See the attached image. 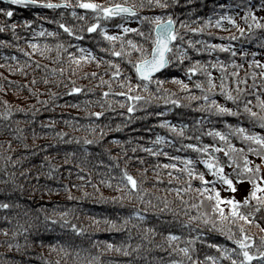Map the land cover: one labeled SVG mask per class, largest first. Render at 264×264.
I'll list each match as a JSON object with an SVG mask.
<instances>
[{"label":"trees","instance_id":"1","mask_svg":"<svg viewBox=\"0 0 264 264\" xmlns=\"http://www.w3.org/2000/svg\"><path fill=\"white\" fill-rule=\"evenodd\" d=\"M88 2L132 5L136 15L97 17L81 0L58 8L0 2V203L8 204L0 208V264H231L221 249L243 259L234 243L241 225L252 239L249 251H264V204L251 197L241 204V212L253 213L246 222L228 215L230 206L222 203L226 216L220 220L209 199L215 187L221 197L243 201L254 186L249 177L264 198V157L247 150L260 146L235 130L264 136L258 119L264 115V0H164L167 8H140L141 0ZM155 15L172 16L177 39L167 55L171 63L145 90L134 69L140 52L127 41L150 52L153 25L141 17ZM101 28L117 39H106ZM216 44L227 48L210 47ZM81 56L88 58L77 62ZM192 66L198 70L189 73ZM212 100L240 115L219 113ZM245 104L257 117L244 111ZM96 112L101 115H91ZM229 143L244 151L232 152ZM189 144L210 147L198 152ZM245 156L252 172L243 171ZM205 159L222 165L235 191L214 177ZM192 168L197 174L190 176ZM123 171L137 181L136 191L121 184ZM199 173L210 182L208 192L197 191ZM249 264H264V258Z\"/></svg>","mask_w":264,"mask_h":264},{"label":"snow or ice","instance_id":"2","mask_svg":"<svg viewBox=\"0 0 264 264\" xmlns=\"http://www.w3.org/2000/svg\"><path fill=\"white\" fill-rule=\"evenodd\" d=\"M10 2L12 4H21L24 3L25 0H10ZM31 3L35 4V3H41L44 4L46 7L48 8H58L61 7V4L64 7H67V0H61V4H55L52 2V0H31ZM80 6L82 8L85 9H92L94 10L95 14L97 17H99L101 15V13L107 18V17H111V16H115L118 14H129L131 16H135L136 15V7L132 6V5H123L120 3H115L109 6H101L99 4L96 3H92V2H88V0H81V4ZM140 8H144V7H152V6H158L161 8H167L168 4L166 2H164V0H148V3L145 4L144 0H141L140 4L138 5ZM261 7H264V4L261 5ZM0 11H5L4 9H0ZM248 13H246L247 15ZM7 16H11L12 15V10L8 9L6 12ZM229 20H231V17H227ZM141 19L144 20H148L150 21V23L153 25V27L150 29V34L153 36L152 42H151V51L148 52L147 50H145L143 48L142 45H137L135 42H133L132 40H128L127 43L131 46V48L136 49V51L140 52V58L137 59L134 62V69L136 72L137 77L144 81L143 84V88L145 90L148 89V84L149 82L152 81V77H153V73L158 72L159 70L165 68L166 65L171 63V60L169 59V57L167 56V53L172 51V42L175 41L177 39V32L174 28V24L175 21L173 20L171 15H168L167 19H165L163 16L161 15H155V16H144L141 17ZM221 19H225V17H221ZM253 20L255 21V16L253 15ZM231 22L233 24H235L234 20H231ZM26 23H31V21H26ZM99 21H97L96 23H92L88 28L87 31L88 32H92L94 29L97 28ZM258 27L262 26V25H257ZM13 27H15V25H13ZM61 28H64L66 32H71V30L69 28H67L64 24H60ZM120 27H122L124 29L125 32H135L137 31V29H132V28H128L124 25H120ZM192 31H198V29H192ZM101 32L103 33V35L105 36L106 39L109 40H115L117 39L116 36H110L107 32H104L103 29L101 28ZM51 34V33H50ZM141 35H143V33L141 32ZM235 38V37H233ZM121 47H123V44L121 45ZM175 47L177 49H179V45H175ZM210 47L212 48H219V49H226L227 46L223 45V44H216V45H211ZM69 55H71V53H69ZM112 55L114 56H120L121 52L118 51H113ZM181 58H183V56L185 55V53L181 52L180 53ZM241 55H243V53H241ZM88 57H77L75 58L77 60V62H79V60L81 59H87ZM109 63H112L111 61H109ZM196 65H199L201 68H206V65H202L200 64V61H196L195 62ZM216 65H212V67H215ZM117 69H119V65H117ZM198 70L197 67L192 66L189 67L187 69V71L189 73H194ZM93 75H95V73H93ZM119 75V70L113 72V76H118ZM206 75L209 77L208 80V84L210 89L215 87L214 82L210 79L211 77V73L206 72ZM261 75H264V73H262ZM158 83H162L163 81L157 79ZM181 83H183L181 81ZM197 87H202V85H200L199 83H197L196 85ZM137 88L140 87V84L136 85ZM184 87L186 88L187 85H184ZM129 90H131V83L129 81ZM222 90H223V86H222ZM71 92H80L81 89L79 87H72L70 89ZM108 93L105 92L104 95H107ZM225 95V98L228 100H233L235 99L232 94L230 92H224L223 93ZM122 95H125L128 97L129 100L135 99V100H141L144 99L141 96H128V93H122ZM204 99L207 101L208 97L205 96ZM257 99H259V97H257ZM174 103H179V101H174ZM250 103V102H249ZM212 106H215L216 110L219 113H229V114H233V115H240V112H233V109L219 104L217 103L216 100H212L211 102ZM262 107H264V102H262ZM244 111L246 113L249 114L250 117H257V113L254 112L251 108L248 107L247 104L243 105ZM135 109L131 106V104L128 106V111L132 112ZM7 114V113H6ZM91 115H95L97 117H99L101 115L100 112H96V113H91ZM259 122L261 124V127H264V115H260L258 117ZM161 123L167 124L166 121H162ZM169 127H174L172 125H169ZM228 127H233V125H228ZM236 132L241 134L242 138L244 140L247 141H252L254 144L259 145L260 146V151H257V149L253 148V147H249L247 150L250 152L255 151L256 154L261 155L262 157H264V136H261L259 133L257 132H251L249 133L248 130L244 127H239L237 126L235 128ZM215 135L219 136L221 140H226L227 137L225 135H223L222 133L215 131ZM164 137H160L157 136V140H163ZM85 143H89V141H85ZM187 147L195 149L198 152H204L206 151L210 146L209 145H204L203 147H198L196 144H189L187 145ZM212 148H216L215 145H211ZM229 149L232 150V152H243L244 149H237L233 144L229 143L227 146ZM219 150V149H216ZM226 155H228V153H225ZM165 155H167V153H165ZM174 159H180L179 157H174ZM229 161L231 162L233 160V156L229 155L228 157ZM245 160V164L243 165V171L245 172H252L253 169L249 168L248 166V162H247V157H244ZM188 164H191L192 161L189 159ZM204 164L206 165V167L213 173L214 177L219 178L223 183L227 184L233 191H235V188L232 184V180L229 179L226 175L223 174V167L222 165H220L218 162L214 161V160H210V159H205ZM164 167H172L175 168L176 165L175 164H171V165H164ZM188 170V169H186ZM189 171V175H196V170L194 168H192ZM255 171H259V166L256 167ZM199 179L201 181V187L199 189H197V191L200 192H208V189L206 187H204V185L210 183L208 181L205 180L204 178V174L203 173H199ZM249 179H251V182L253 183V189L249 192L248 196L244 198L243 201H237L234 198H223L220 196L219 191L217 189H215V187H213L211 189V194L209 195V199L214 200L215 202L212 204V207L214 209V211L218 212L219 215L217 217V219L223 220L226 216V213L224 211V208L221 207L222 203H226L228 206H230V211L228 213V215H231L234 218H237L239 220H244L246 222H250L248 221V215H252L253 213H248V215H245L243 212L240 211V206L241 204L247 205L248 204V200L249 197L257 199V201L261 204H264V198L258 197L257 196V192L261 191V185L256 184L255 180L252 179L251 177H249ZM121 184L128 187L129 188V192L132 193L134 191H136V187H137V181L135 180V178L130 175L127 171H123L122 176H121ZM8 204L6 203H0V208H7ZM64 215V214H61ZM138 215V214H136ZM192 219H195V217H192ZM71 227L76 231L79 232L80 229L77 228V226L75 224L71 225ZM215 227V225H214ZM221 232H224V229L221 228L220 229ZM240 231H241V238L239 239H235L234 243L237 244L239 246V255H241L243 257L242 260L237 261L236 259H233L232 256L228 255L229 252L234 251L233 249H221V255L223 256H227V258L229 260H231V264H249V262L253 261L254 258H256L257 256L264 258V251H259L258 253L256 252H250L249 251V247L252 246V239L251 237H249L248 235L244 234V230H243V226L241 225L240 227ZM169 238L171 240H175L178 237H176L175 235H172L171 233L169 234ZM228 239L232 240L233 236L230 233L229 230V234H228ZM247 242V243H246ZM9 247H11V245H9ZM109 247H112V245H109ZM212 247L215 248H221V246L219 244H213ZM181 251L187 253L188 249L184 248L181 249ZM208 259H213L212 257H208ZM171 264H178V262L176 261H172ZM195 264V262H194ZM213 264H216V261L213 260Z\"/></svg>","mask_w":264,"mask_h":264},{"label":"water","instance_id":"3","mask_svg":"<svg viewBox=\"0 0 264 264\" xmlns=\"http://www.w3.org/2000/svg\"><path fill=\"white\" fill-rule=\"evenodd\" d=\"M0 2H3V3H10V4H12V3L10 2V0H0ZM13 5L18 6V7H32V8H37V7H42V6L45 7V5H40V4H38V3L33 4V3H31V1H29V0H25V2H24V3H21V4H13ZM62 6H63V5L61 4V7H62ZM119 15H129V14H124V13H122V14H118V15H115V16H119ZM115 16H114V17H115ZM165 67H166V66H165ZM162 70H164V68L161 69V70H159V71L156 72V73H153V76H155L156 74L160 73Z\"/></svg>","mask_w":264,"mask_h":264}]
</instances>
